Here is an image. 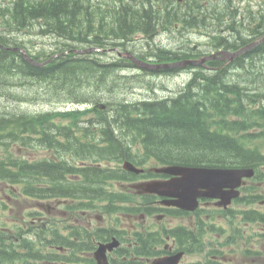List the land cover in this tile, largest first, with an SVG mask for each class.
Here are the masks:
<instances>
[{
  "label": "trees",
  "instance_id": "16d2710c",
  "mask_svg": "<svg viewBox=\"0 0 264 264\" xmlns=\"http://www.w3.org/2000/svg\"><path fill=\"white\" fill-rule=\"evenodd\" d=\"M172 2L116 0L114 19L109 20L101 3L92 0H0V24L6 27L5 34L41 20L42 34L64 40L59 56L43 66L28 62L19 51L0 48V91L12 85V89H25L13 96L16 102H23L25 94L31 93L32 100L84 107L48 112L0 107V183L10 185L11 194L40 199L70 197L76 200L69 205L71 210L99 208L111 214L125 211L127 193L109 189V182L136 177L119 166L123 160L139 165L150 160L192 166H250L264 176L258 170L264 166V41L232 61L213 60L206 66L190 67L187 81L175 95L154 99L119 98L127 82L140 84L137 76L119 74L132 66L127 58L115 55L113 61L105 63L98 58L102 54L72 52L80 46L119 45L106 42L103 36L119 41L137 31L151 36L159 23L161 29L173 28L175 23L184 29L214 24L231 32L247 25V32H236L233 41L216 39L215 48L237 49L264 36V6L252 10L242 7V0H186L178 4V10L174 7L170 11L175 5ZM0 43L17 45L3 35ZM39 54L32 57L40 59ZM148 55L168 61L199 57L201 52L156 46ZM14 146L41 147L52 156L29 160L13 152ZM75 159L83 166L73 164ZM245 216L264 224L262 212L249 211ZM27 224L14 225L13 232L0 229V264H95L88 254L80 252H90L95 239L111 233L102 228L89 231L73 227L68 237L55 227ZM13 236H17V243ZM137 237L136 254H156L157 238ZM197 264L213 263L206 260Z\"/></svg>",
  "mask_w": 264,
  "mask_h": 264
},
{
  "label": "rangeland",
  "instance_id": "374dc122",
  "mask_svg": "<svg viewBox=\"0 0 264 264\" xmlns=\"http://www.w3.org/2000/svg\"><path fill=\"white\" fill-rule=\"evenodd\" d=\"M95 1V0H92ZM102 7L104 8V5H112L114 0H99ZM112 3V4H111ZM241 4L242 7H247L252 10H259L264 6V0H242ZM108 5L106 6L105 12L106 15H109ZM109 5V6H110ZM179 9V8H176ZM241 33L244 35L247 31L246 26L241 28ZM5 29L1 28L0 26V35L6 36L11 42H18L23 47H27V49L32 53H39L43 54L44 52H50L55 49H60L63 43V39L61 37H54L52 34L42 35L38 32V28L33 27H26L25 29L17 30L14 28V32L7 33L3 32ZM207 32H210V36L215 35H226V31L219 30V27L214 25V27H208L207 29H203ZM156 33H163L165 35H160V39L157 36L158 34L154 36V34L151 37L140 35H135L136 40H134L131 44H128L129 49H133L137 53H148L150 49H155L156 46H167V48H172L174 50H184L189 49L193 45L198 46L199 50L205 51L212 47H214V44H211L210 37H206V35H202L195 29H190L186 32H169L161 30ZM155 33V34H156ZM15 42V43H16ZM17 44V43H16ZM208 44V45H207ZM112 47V46H111ZM106 47V49L102 48L103 50L100 52L102 53V59L107 61L114 58L113 52H111L110 48ZM62 50V49H60ZM110 50V51H108ZM107 51V52H106ZM210 52H214V50H209ZM208 51V52H209ZM106 54H105V53ZM104 53V54H103ZM125 73H129L133 76L139 77L140 84L136 83L135 81H131V83L123 88L119 93V98H126V99H148V98H161L165 96H172L175 95L180 88H182L183 84L185 83L186 79L188 78V70L184 68L179 73L170 72L168 74L166 73H151V72H143V71H137V70H131L127 71ZM119 74L123 75L121 73V70H119ZM125 82V81H124ZM2 85V84H1ZM4 86V85H3ZM13 86L10 85L9 89H2L0 91V107L5 108L9 107L11 109H17V111H26V112H41V111H47V110H53L55 108H62V107H68L70 106V103H65L61 101H46V100H35L32 101L33 95L31 93L25 94V100L24 102H16L13 96H18L20 92H24L25 89H20V87H15L12 89ZM18 93V95H17ZM65 105V106H64ZM76 105V104H75ZM77 106V105H76ZM83 106V104H81ZM262 150L264 152V141H261ZM21 157H24L29 160L33 159H41L43 157H47L52 155L51 152H47L46 149H43L41 147H32L27 149H18L17 146L13 147V152L17 153ZM151 165V164H148ZM250 181V180H249ZM248 181V182H249ZM249 184V183H248ZM6 189L4 186H0V227H10L12 228L17 220L24 221L28 220L29 218L24 217V213H26L29 209L33 210L34 207L39 208L43 212L45 211V205L49 201H43L41 203V206L38 204V201L34 200H25V198L22 197H15L8 193V191L3 192L2 190ZM113 189L123 190L124 188H120L119 186H115ZM135 202L139 203L138 197H135ZM2 203L5 204V206L2 205ZM204 207H208L211 210H207L206 214L211 215V219L207 216H204V219L211 220V222L215 223V226L218 228V232H223V238L224 237L233 234L235 231V238L231 239V242L224 247V256L226 258L232 257V264H264V237L262 239L257 238L254 240V238L249 237L248 235H253L254 232L259 233L261 232V229L254 225L253 222H250L249 224H244L243 221H241V218H233L232 221H229L228 218L224 217L223 214L220 211H216L212 208L213 204L208 203L204 205ZM231 208H258L261 209L260 205L258 206V203H244L241 202L239 204H232ZM236 211L230 212L229 215L235 214ZM94 214H97L98 216L94 219ZM41 215L40 217H42ZM175 217H171L167 219L168 226H175L177 224H187L189 223V219L187 217H179V215H173ZM45 218V215H44ZM92 220L97 225L101 226H108L113 221V216L104 214V217L102 218L101 215L98 213H93L91 215ZM36 220V219H32ZM101 220V221H100ZM141 221L140 219H138ZM135 221L134 223L138 222ZM42 220H38L37 222H40ZM131 221L128 219H122L119 225H116L118 228H120L122 225H125L127 227L131 226ZM148 221H156L155 217H150ZM147 221V222H148ZM115 220L113 221V224ZM210 239V236L207 235L206 240ZM247 246H254L257 247L259 250H263L260 252V256L257 257H251L249 254H246L244 251L247 250ZM223 258V257H222ZM197 259H203V253L195 252L191 254H187L184 258L183 263H188L193 260ZM145 264V262H144Z\"/></svg>",
  "mask_w": 264,
  "mask_h": 264
},
{
  "label": "water",
  "instance_id": "95a60500",
  "mask_svg": "<svg viewBox=\"0 0 264 264\" xmlns=\"http://www.w3.org/2000/svg\"><path fill=\"white\" fill-rule=\"evenodd\" d=\"M264 37L260 40L263 41ZM259 42V41H258ZM253 42L250 45L241 48L235 53L227 51L219 52L220 58H229L240 53L249 47L255 45ZM27 60L32 63L39 64L31 59L28 55L22 53ZM129 59L135 64L143 66L148 69H159L174 66L195 65L203 63L207 58L200 60H182L173 63L163 64H148L134 56L128 55ZM217 57V55H215ZM215 57V58H216ZM124 167L134 172L141 170L135 168L131 163L126 162ZM158 173L171 175L167 180L149 181L135 185L140 193H155L161 196L171 197L167 204H174L180 206L185 210H194L198 205V197H218L220 201L218 204L226 206L231 199L239 194L238 187L241 185L243 177H250L254 171L252 168L246 167H205V166H182V165H168L160 168H155ZM117 240L107 244H100L95 251V257L98 261L105 263V249H112L117 245ZM183 252L180 251L174 255L156 258L152 264H177Z\"/></svg>",
  "mask_w": 264,
  "mask_h": 264
},
{
  "label": "bare ground",
  "instance_id": "6f19581e",
  "mask_svg": "<svg viewBox=\"0 0 264 264\" xmlns=\"http://www.w3.org/2000/svg\"><path fill=\"white\" fill-rule=\"evenodd\" d=\"M95 1H97V2H100L99 0H95ZM185 1L186 0H181V1H179V0H173V4H175L174 6H172L171 7V10L170 11H174L173 9H174V7H176V8H179L180 7V5H178V4H182V3H185ZM200 2H202V1H200ZM13 4V3H12ZM112 4V3H111ZM203 4V3H202ZM9 5V4H8ZM108 5V4H107ZM107 5H105L104 6V10H103V14L110 20V19H114V14L116 13V10H117V6H118V4H112V5H108V12H109V15H106V12H105V9H106V6ZM179 6V7H178ZM103 8V7H102ZM170 8V7H169ZM178 10V9H177ZM230 10V9H229ZM228 11V10H227ZM227 11H222L224 14H225V12H227ZM184 12V11H183ZM222 12H220V13H222ZM222 13V14H223ZM236 16V15H235ZM210 25L211 24H209V25H207L206 27H204V28H202V29H207L208 27H210ZM212 26H214V24H212ZM244 26H247L246 24H244V25H242L237 31H234V32H231V31H229V30H223L224 28L221 26H218L219 27V30H221V31H226L227 32V34L226 35H222V34H219V35H215V36H208V37H210V39H211V44H214V47H215V43H214V41L216 40V39H218L219 37H221V39H224V40H226V41H233L236 37H237V33L236 32H239L240 34H242L241 33V28H243ZM190 28L189 27H186L185 29L181 26V25H179L178 23H175V25H174V27L173 28H170V29H161V24L159 23V24H156V31L153 33V34H155L156 32H159V31H161V30H164V31H169V32H182L183 30H185V31H187V30H189ZM252 30V29H251ZM138 32V31H137ZM140 32V31H139ZM135 33V32H134ZM133 33V34H134ZM40 34H42V33H40ZM152 34V35H153ZM42 35H47V34H42ZM151 35V36H152ZM52 36H54L53 34H52ZM102 36V35H101ZM144 36H146V37H151V36H147V35H145L144 34ZM55 37V36H54ZM100 37V36H99ZM103 37H105V39H106V42H108V43H111L112 41H114V42H118V44L120 45L122 42H124V41H128L129 39H130V36H126L124 39H121V41H119V39H116V40H112V39H110L109 37H107V36H103ZM103 37H101V39L103 38ZM97 38V37H96ZM123 38V37H122ZM91 39V38H90ZM114 39V38H113ZM89 40V39H88ZM213 40V41H212ZM104 41V40H103ZM102 41V42H103ZM16 42V41H15ZM14 41L12 42V43H15ZM100 42V41H99ZM101 42V43H102ZM17 43V45H15V46H5V45H3V44H1L0 43V48H2V49H5V50H7L6 48H11V50L10 51H21L24 47L23 46H21L20 44H18V42H16ZM108 43H106V44H108ZM221 43V42H220ZM12 45V44H11ZM119 45L118 46H116L115 45V47H119ZM80 46V45H79ZM106 46V45H105ZM113 46V45H112ZM91 47V46H90ZM90 47H87V46H85V47H83V46H80V48H85L84 50H82V51H80V52H78V53H76V51L73 49L72 50V52L73 53H76V54H80V55H90V56H93V54H97L98 55V53H95V52H93L92 50H91V48ZM108 47H111V45L110 46H108ZM105 48V47H104ZM77 49V48H76ZM196 50V51H199V52H201V53H203V52H207V51H209L210 49H208V50H205V51H201V50H199V48H198V46H196V45H193L192 47H190L189 49H184V50H176V51H189V50ZM228 49H230V50H235V49H232L231 47H229ZM103 50V49H102ZM108 51H110V50H108ZM107 52V51H106ZM21 53V52H20ZM66 53V52H65ZM105 53V52H104ZM103 53V54H104ZM188 53H190V52H188ZM22 54V53H21ZM106 54V53H105ZM141 54L144 56V57H146V55L148 54V53H142L141 52ZM182 54H185L184 52L182 53ZM181 54V55H182ZM23 55V54H22ZM101 55V54H100ZM179 55H180V53H179ZM180 55V56H181ZM216 55H218V53H216ZM59 56V53L56 55V56H54L53 58H56V57H58ZM117 57H121V58H126V57H124V56H121V55H119V54H117L116 55ZM205 57H214L215 55L214 54H212L211 52H207L205 55H204ZM23 57L24 58H26L24 55H23ZM143 57V58H144ZM52 58V59H53ZM98 58H100L102 61H104L105 63H107V62H109V61H113V59H115V58H113V59H111V60H107V61H105V60H103L102 59V56H100V57H98ZM52 59H50V60H47V61H43V62H40L39 64H37V66H43V65H46L47 63H49ZM129 61V60H128ZM129 62H131V61H129ZM132 63V66L131 67H129V68H127V70H125V71H122L121 73L122 74H126L127 75V73H125V72H127V71H131V70H139V71H143V70H146V72H151V73H166V74H168V73H170V69H164V70H162V71H160V72H157V71H154V70H152V69H148V68H145V67H143V66H140V65H137V64H135L134 62H131ZM144 72V71H143ZM171 72H174V71H171ZM173 96V95H172ZM165 97H167V96H165ZM165 97H161V98H165ZM148 99H154V98H148ZM81 103V102H80ZM76 103H73V105H75ZM77 106L78 105H81V104H76ZM75 105V106H76ZM85 105V104H84Z\"/></svg>",
  "mask_w": 264,
  "mask_h": 264
},
{
  "label": "flooded vegetation",
  "instance_id": "af4514ba",
  "mask_svg": "<svg viewBox=\"0 0 264 264\" xmlns=\"http://www.w3.org/2000/svg\"><path fill=\"white\" fill-rule=\"evenodd\" d=\"M169 244L168 243H166L165 244V246H164V248H165V250H166V253H173L174 251V249H176V243H175V240H172L171 241V245L170 246H168Z\"/></svg>",
  "mask_w": 264,
  "mask_h": 264
}]
</instances>
